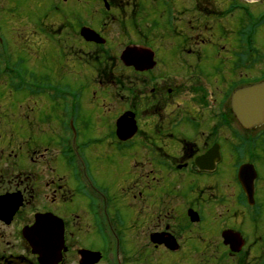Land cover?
Masks as SVG:
<instances>
[{"label": "flooded vegetation", "instance_id": "1", "mask_svg": "<svg viewBox=\"0 0 264 264\" xmlns=\"http://www.w3.org/2000/svg\"><path fill=\"white\" fill-rule=\"evenodd\" d=\"M67 1L56 0L47 11L31 3L24 11L20 0H0V264H41L24 229L45 213L65 220L67 249L60 264H87L84 250L101 253L94 264L198 263L204 250L206 263L225 254L247 260L248 246L264 241V120L241 121L233 97L258 87L264 99V35L255 37L243 25L232 28L231 6L224 0H185L171 32H147L142 47L131 39L120 45L110 35L115 26L120 35L128 31L132 14L120 16L132 0H97L99 10L88 9L95 0L62 9ZM100 5L107 8L103 18ZM183 13L189 18L179 25ZM86 26L112 47L88 42L82 36ZM238 33L250 41L239 45L234 68L224 51L228 39L217 53L207 48L218 47L216 35ZM51 43L75 68L92 69L93 89L85 103L109 118L98 136L84 132L90 115L63 112L59 127L50 126V113L38 112L30 81L44 61L41 53L49 59ZM134 60L148 67L140 70ZM125 114L127 137L118 128ZM97 137L99 150L93 149ZM113 154L107 167L119 191L126 192L127 225L140 232L136 237H121L109 211L112 192L99 181L105 168L95 161ZM79 196L88 200L81 204L85 212L69 208ZM84 216L94 217L91 225L104 234L101 247L82 245L81 232L75 236ZM234 232L243 239L237 255L225 239V233L236 238Z\"/></svg>", "mask_w": 264, "mask_h": 264}, {"label": "rangeland", "instance_id": "2", "mask_svg": "<svg viewBox=\"0 0 264 264\" xmlns=\"http://www.w3.org/2000/svg\"><path fill=\"white\" fill-rule=\"evenodd\" d=\"M20 1L24 11L29 9V5L31 3H34L37 6L40 4L43 9H46L47 11L56 2V0ZM224 1H226V3L231 6L229 22L232 28H235L238 31L241 28V25H243V28L246 31H256L255 37L264 35V0ZM79 3L80 0H68L63 5H61V8H81V4ZM99 3L97 0L91 4L88 3V9L99 10ZM184 3L185 0H132L130 7L126 10L124 9V11L122 10V14L120 16H130L132 14L130 20L126 22L128 31L125 33V36H121L118 34V27L115 26L114 32L111 33L110 37L111 39H114V41L117 38L119 44L120 42H125L126 39H131L135 45L142 46L145 42L144 36L147 34V32L152 31L158 34L163 31H172L174 22L173 19L177 15L176 10L180 9L179 11H183L184 9H182V7H185ZM127 6H129V4H127ZM88 14H91V11H89ZM104 14L107 15V11L105 10L104 12L102 5H100V18H103ZM247 15H252V17ZM188 18L189 16L187 14H180L177 18L179 25L180 21H186ZM54 37V39L58 40L56 36ZM215 39H218L221 42L218 47L210 45L207 48L209 53L211 52L214 54L217 48L220 49V47L223 46L225 39H228L225 41L224 45L226 58L228 59L231 67L238 68L240 53L239 45L244 41L249 42V36L238 33L237 35H230L228 38L222 37L221 35H216ZM137 42L139 44H137ZM109 46L112 47V44H109ZM61 50L62 48H59L51 43L49 59L47 60L46 56L41 53L39 61H44L40 63L39 67L36 69L33 81H30L31 84L35 85L34 95H36L39 100V104L37 106L38 112L40 114L45 113V115L50 113V126H53L52 124L57 122L59 127L62 126L60 115L63 112L76 111L84 113L86 116L90 115L91 118L89 116L87 118L90 126L89 128H85V120L83 119H79L78 125L82 127L81 129L85 128L84 132L88 136H98V128L105 127L109 118L100 114L102 111L100 107L90 106L89 103H85L86 100H89L90 96L88 95L91 94V90L93 89L92 69L90 67L87 68L86 66H82L81 68L78 66V68H75L73 64L74 60L70 58V56H67L65 51L62 52ZM217 52L218 51L215 53ZM79 71L82 72L79 73ZM96 90L97 93L106 95L105 92H99V86L96 87ZM95 139H97V141L95 144L96 146H94L93 149L99 150V137ZM131 151L132 150H126L125 153L129 155L136 152L135 150L132 152ZM117 154L121 156V152L119 153L117 151ZM112 159H114V154L110 159L107 157H102L97 162L95 161V164L99 163L101 167L105 168V171L100 173L99 181L104 186L109 187L110 191L112 192V195H110L108 198L109 203H112V208H110L109 211L112 219L114 220L116 228L120 230L121 237H136L140 232H138L136 228H131L129 225H127L130 210L127 206L128 199L126 192L122 188L119 191V186L116 182L117 178L113 176L112 172L107 167L110 165L109 160ZM103 185H101L102 187L99 188L102 191V194L108 197L109 194L104 191ZM79 197L80 198L75 199L74 203L69 204V208L71 210L74 209L76 212H85L86 207H81V204L82 201L88 202V200L86 197ZM59 213L62 214V211ZM133 216H135V214ZM140 216L142 218V213ZM93 219L94 217L84 216L82 220L84 227L82 230L81 228L76 230L75 236L81 232L79 239L81 240L82 245L90 248H98L102 245L101 242L103 240L104 234L101 233L96 226L91 225ZM200 248L201 247L198 246V249ZM248 249L249 258L244 261L240 260L239 256L233 257L229 254H225L218 260H214L211 263H206L203 259H206V257L209 255V252L204 250V254H202L203 257L198 260V263H193V260H191L190 263L175 261L166 262L165 264H264V241L259 242L257 245L251 246L250 248L248 246ZM132 264L138 263L133 262Z\"/></svg>", "mask_w": 264, "mask_h": 264}, {"label": "water", "instance_id": "3", "mask_svg": "<svg viewBox=\"0 0 264 264\" xmlns=\"http://www.w3.org/2000/svg\"><path fill=\"white\" fill-rule=\"evenodd\" d=\"M83 34L88 40H95L103 42L102 39L95 37L93 31L83 30ZM129 51H127L128 53ZM128 56V55H126ZM144 60L136 62V66L139 69H146L148 64ZM258 87L249 89L246 93L243 90H238L233 97V107L238 118L242 121H246L248 125L255 123H261L264 120V99L258 98ZM119 133L126 136L125 131L129 133L130 121L127 116H123L118 123ZM129 135V134H128ZM122 136V135H120ZM122 136V137H124ZM127 137V136H126ZM65 225L64 221L53 215H38L37 221L34 227L24 232L25 237L31 242L34 247V252L40 255L41 264H59L63 259V250L65 248ZM226 241L231 242V250L238 252L241 246L236 245L239 243L237 238L231 240L230 234L226 236ZM235 243V244H233ZM83 258L88 262L87 264H94L100 260L99 253H93L89 251L82 252Z\"/></svg>", "mask_w": 264, "mask_h": 264}]
</instances>
